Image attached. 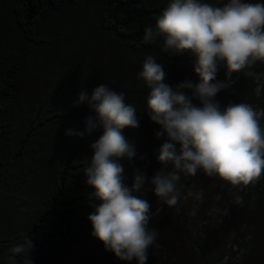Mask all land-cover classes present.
<instances>
[{
  "label": "clouds",
  "instance_id": "clouds-1",
  "mask_svg": "<svg viewBox=\"0 0 264 264\" xmlns=\"http://www.w3.org/2000/svg\"><path fill=\"white\" fill-rule=\"evenodd\" d=\"M161 34L164 52L171 49L195 57L194 71L199 77L198 82L185 80L170 86L164 83L163 66L152 56L146 57L138 72V78L150 89L148 115L161 126L155 135L157 139L167 137L157 155L163 167L150 178L135 169L131 186L125 183L128 177L120 161H131L137 149L122 130L138 128L140 123L135 107L125 103L124 91L117 92L105 84L95 87L91 95L87 89L81 91L75 105L87 103L95 116L86 117L84 131L66 130L67 135L83 137L103 128V134L90 145L94 154L84 169L86 184L95 189L89 194L95 209L88 216L92 235L119 259L131 262L135 258L138 264H146L150 246L160 247L157 231L148 227L150 203L136 195L146 182L158 200L170 208L191 197L197 203L189 215L195 217L203 193L189 190L184 195L177 188L181 174L196 176L202 170L206 176L218 175L236 187L247 186L264 173V130L260 126L264 109L257 111L242 102L221 109L215 99L218 92L235 82L234 73L264 61V4L228 0L216 6L203 0H171L157 19L156 29H144L143 40L155 42ZM221 67L226 69V81L217 79ZM245 75L255 78L257 93L264 89V73L247 71ZM234 202L241 205L243 198L236 195ZM21 239L22 243L9 249L10 264H19L17 257L23 258V264H32L30 250L34 245L28 236Z\"/></svg>",
  "mask_w": 264,
  "mask_h": 264
},
{
  "label": "rangeland",
  "instance_id": "rangeland-1",
  "mask_svg": "<svg viewBox=\"0 0 264 264\" xmlns=\"http://www.w3.org/2000/svg\"><path fill=\"white\" fill-rule=\"evenodd\" d=\"M259 1L246 0L252 3ZM203 2L222 6L228 0ZM44 33L49 41L46 45L41 46L27 38L14 25L8 1L0 0V54L13 50L20 61L17 109L21 110L23 102L27 104L28 99L38 92H52L56 105L70 106L81 91L87 89L91 95L93 89L101 84L117 92L124 91L125 103L135 107L140 123L138 128L127 127L122 130L126 139L134 143L137 149V155L131 161L127 158L120 161L128 177L125 183L131 186L135 169L149 178L155 175L163 167L157 155L167 137L165 134L157 139L155 135L161 131V126L151 121L148 115L147 96L150 89L142 78H138V72L142 70L146 57L152 56L163 66L166 73L164 83L175 87L185 80L199 81L194 63H174L146 48L128 50L114 33L101 26L98 5L82 0L65 4L46 21ZM225 72L226 69L221 67L217 79L226 81ZM240 75L241 72L234 73L232 79L235 82L217 93L215 99L219 101L221 109L234 103L227 93L238 86ZM253 85V90L257 92L255 78L249 79L245 75L240 87L243 96H249V89ZM185 92L191 95V90L186 89ZM193 103L201 106L199 100L193 99ZM262 109L264 107H258L257 111ZM89 115L95 116V113L87 106L68 127H55L44 133L42 141L38 143L37 155L12 174L13 179L16 178L21 167H28L30 172L19 196L6 203L8 210L32 207L41 198L64 145L72 136L67 135L66 130L86 129V117ZM261 122L264 123V118ZM100 133H103V128L91 132L95 136L86 143L84 158L93 156L94 150L90 145L99 139ZM13 179L9 178V183L12 184ZM86 179L83 175L82 182ZM7 180L0 178L1 199L9 194ZM254 182L234 187L218 175L206 176L202 170L196 176L181 174L177 188L184 195L189 190L203 193L195 217L189 215L193 204L197 203L191 197L170 208L158 200L149 190L152 186L146 182L145 188L136 195L150 203L152 219L148 227L157 231L160 245L158 248L149 247L146 264H201L202 259L207 264H264V204ZM89 191L94 192V187L89 185ZM236 195L243 198L241 205L234 202ZM158 209L162 211L158 212ZM87 210L95 211L91 200ZM92 231L78 229L68 242L54 248L49 264H61L64 261L74 264H138L135 258L131 262L121 260L113 251L106 250L104 243L93 236Z\"/></svg>",
  "mask_w": 264,
  "mask_h": 264
},
{
  "label": "trees",
  "instance_id": "trees-1",
  "mask_svg": "<svg viewBox=\"0 0 264 264\" xmlns=\"http://www.w3.org/2000/svg\"><path fill=\"white\" fill-rule=\"evenodd\" d=\"M14 25L30 40L39 45L49 43L44 33L47 20L61 8L76 0H7ZM96 3L99 9L101 26L114 33L130 51L150 49L163 55L174 63L193 64L195 57L187 53L164 52V35L155 42L143 40L144 29H156L157 19L171 0H82ZM259 3L264 4V0ZM20 61L13 50L0 54V178L13 179L12 174L25 162H30L36 154L38 143L45 132L55 127H68L88 106L87 103L58 106L52 92H38L23 108L19 103ZM264 73V61H256L250 69L241 71L238 86L227 93L234 103H247L257 110L264 107V89L255 92L254 85L249 96H243L240 88L245 72ZM251 79V76H249ZM264 128V123H260ZM85 128L79 131H84ZM264 130V129H263ZM103 133H100V136ZM94 134L85 133L83 137L72 135L66 141L56 167L48 179L45 190L34 206L8 210L6 203L19 196L29 175L28 167H21L13 183H9V194L0 198V264H10L9 249L22 243L28 236L34 247L30 250L32 264H49L54 248L70 240L80 229H93L88 219L87 206L90 198L89 185L82 182L84 169L91 158H84L86 143ZM6 182V181H5ZM11 184V186H10ZM254 186L264 204V173L254 182ZM178 187V186H177ZM23 264V258H16ZM207 261L202 259L201 264ZM61 264H74L64 261ZM207 264V263H206Z\"/></svg>",
  "mask_w": 264,
  "mask_h": 264
}]
</instances>
